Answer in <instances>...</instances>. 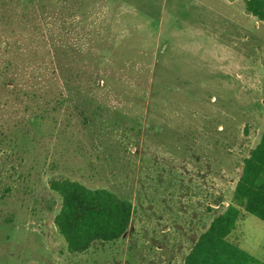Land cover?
Masks as SVG:
<instances>
[{"label": "rangeland", "instance_id": "rangeland-1", "mask_svg": "<svg viewBox=\"0 0 264 264\" xmlns=\"http://www.w3.org/2000/svg\"><path fill=\"white\" fill-rule=\"evenodd\" d=\"M9 62L0 264H183L264 131V23L245 0H0V75ZM62 179L129 200L126 235L70 253ZM231 239L264 263L263 221Z\"/></svg>", "mask_w": 264, "mask_h": 264}, {"label": "trees", "instance_id": "trees-1", "mask_svg": "<svg viewBox=\"0 0 264 264\" xmlns=\"http://www.w3.org/2000/svg\"><path fill=\"white\" fill-rule=\"evenodd\" d=\"M245 7L250 15L264 23V0H245ZM11 66L10 62L6 64L0 83L15 89L23 77L11 71ZM262 92L264 96V78ZM54 99L62 103L69 99V94L61 90L54 94ZM50 186L62 200L54 222L70 253H85L96 242L119 241L128 232L134 213L129 200L109 189L89 188L70 179L54 180ZM245 214L264 222V131L259 143L244 159L232 202L215 215L183 264H264L231 239Z\"/></svg>", "mask_w": 264, "mask_h": 264}]
</instances>
